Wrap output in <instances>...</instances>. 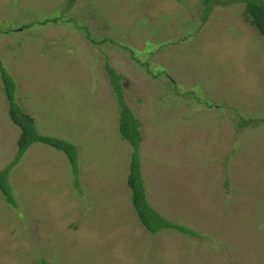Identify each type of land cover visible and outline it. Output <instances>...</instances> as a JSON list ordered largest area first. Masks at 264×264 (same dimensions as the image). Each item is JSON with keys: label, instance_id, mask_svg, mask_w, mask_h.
Instances as JSON below:
<instances>
[{"label": "rangeland", "instance_id": "rangeland-1", "mask_svg": "<svg viewBox=\"0 0 264 264\" xmlns=\"http://www.w3.org/2000/svg\"><path fill=\"white\" fill-rule=\"evenodd\" d=\"M218 1L205 18L203 0H0L17 101L79 152L77 173L41 143L14 167L0 264H264V37ZM106 61L143 124L149 202L195 236L139 221ZM20 134L0 76V171Z\"/></svg>", "mask_w": 264, "mask_h": 264}, {"label": "trees", "instance_id": "trees-1", "mask_svg": "<svg viewBox=\"0 0 264 264\" xmlns=\"http://www.w3.org/2000/svg\"><path fill=\"white\" fill-rule=\"evenodd\" d=\"M77 0H69L68 7ZM245 3L246 5V20L253 26L260 35L264 37V0H232L231 3ZM205 6V18L211 12L215 5L222 4L218 0H203ZM51 21H43L39 25H45ZM104 70L108 76L110 85L117 98L120 107L119 118V134L132 147V156L130 163V174L128 178V187L132 192V204L139 221L149 233L157 234L163 230L177 231L183 234L195 236V231L185 225H181L170 220L168 217L159 213L149 202L147 195V187L145 178L142 172L141 162V146L144 141L142 131V121L136 116L134 111L130 109L125 102L123 86L121 83L122 75L119 74L108 61L104 63ZM0 76L4 85V92L9 104V117L13 124L21 130L18 139V152L15 159L3 170L0 171V191L2 192L7 203L16 208L17 201L14 196L13 186L10 182V175L14 167L20 162L27 150L34 143L48 145L58 151L63 152L69 163L77 173L79 167V152L78 147L70 141L58 137L43 135L38 131L35 120L28 114L17 101V85L12 76L6 70L0 59ZM241 127L248 125L247 122L240 123ZM79 188L78 181L76 182ZM42 264H51L46 260Z\"/></svg>", "mask_w": 264, "mask_h": 264}]
</instances>
